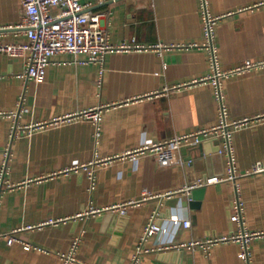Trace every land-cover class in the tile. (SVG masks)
I'll return each instance as SVG.
<instances>
[{
  "label": "crops",
  "instance_id": "0c3cea01",
  "mask_svg": "<svg viewBox=\"0 0 264 264\" xmlns=\"http://www.w3.org/2000/svg\"><path fill=\"white\" fill-rule=\"evenodd\" d=\"M21 1L0 0V28L20 23ZM79 1L102 14L101 26L114 45L203 42L198 0ZM260 1L208 0L212 15L231 14L214 29L220 69L264 58V5L238 11ZM2 39L26 40L13 28ZM24 62L0 53V264H63L61 255L75 238L68 264H130L138 246L135 264H243L239 242L207 250L181 247L240 229L230 220L232 182L180 191L198 178L225 174L217 140L180 147L168 165L148 154L92 165L93 185L87 171L73 169L214 126V87L189 83L208 73L206 50L110 52L102 63L61 53L52 57L41 81L25 77ZM221 91L229 120L264 113V68L222 79ZM94 107L102 109L98 127L88 119L50 123ZM41 123L46 124L30 134L20 130ZM231 142L243 226L264 231V171L244 174L258 161L264 165V120L237 129ZM129 202L123 213L117 209ZM155 211L160 228L142 241ZM183 220L190 225L182 227ZM10 235L15 240L8 243ZM249 252V264H264V236L250 241Z\"/></svg>",
  "mask_w": 264,
  "mask_h": 264
},
{
  "label": "built area",
  "instance_id": "2783aa9c",
  "mask_svg": "<svg viewBox=\"0 0 264 264\" xmlns=\"http://www.w3.org/2000/svg\"><path fill=\"white\" fill-rule=\"evenodd\" d=\"M198 2L203 31V42L201 44L158 42L154 45L145 46L136 43H121L119 45L110 43L108 32L100 23L102 14L89 11L79 0H22L23 13L20 23L14 27L6 28L20 30L26 40L6 42L2 39L3 31L6 30V28H0V53L9 57H24L25 77L33 81H41L44 78L46 67L50 63L52 57L61 53H70L75 57L83 54L86 55L87 61L102 63L105 55L110 52L153 49L160 55L164 50L168 49H189L191 47H198L206 50L209 61L208 73L203 77L193 79L189 83H209L214 87L218 111V121L214 126L207 129H198L162 141L148 143L121 155L107 157V159H96L88 164L75 166L73 169L77 171L79 168H82L87 171V178L90 184L93 185L94 170H89V167L92 165L105 163V161L111 159L127 158L134 160L138 156L146 154L154 157L160 165H168L174 162L173 154L177 152L180 147L194 146L206 138L217 140V152L225 158V174L222 176L198 178L193 183L180 189V191L189 193L192 189L207 184L226 181L232 182L235 190V199L231 202L230 206V220L236 222L240 229L237 233L229 236L215 235L202 241H191L181 245V247L187 246L194 248L199 246L207 250L211 244L235 241L239 242L240 245L238 257L243 264H249V243L254 238L263 237L264 231H249L243 226L242 203L238 195V187L236 184L238 173L236 170V159L231 138L232 133L237 129L247 127L253 122L264 120V113L256 114L252 117L229 120L221 91V80L229 76L242 75L244 73L263 69L264 58L259 60L245 59L229 70L220 69L217 62L214 29L216 23L221 18L231 14L212 15L207 8L208 0H198ZM261 5H264V0L247 7H242L238 9V11L255 9ZM101 111L102 109L100 107H94L78 113L56 117L50 121V123L57 124L77 121L79 119H88L98 127ZM45 124L46 123H41L27 126L20 130L23 133L30 134L35 129L42 128ZM262 171H264V165L258 161L244 174ZM127 204H133V202L118 205L117 209L123 213ZM157 220L158 213L155 211L144 227L143 236L141 238L142 241L148 235L159 230L160 227L157 224ZM173 222L177 224L178 219H174ZM180 224L182 227H188L190 222L188 220H183ZM14 240L15 238L11 235L7 237L8 243ZM77 243L78 238L72 240L68 253L61 255L63 264H68L74 260V251ZM24 246L29 247L28 244H24ZM140 252L141 246H138L130 264L136 263Z\"/></svg>",
  "mask_w": 264,
  "mask_h": 264
},
{
  "label": "water",
  "instance_id": "95a60500",
  "mask_svg": "<svg viewBox=\"0 0 264 264\" xmlns=\"http://www.w3.org/2000/svg\"><path fill=\"white\" fill-rule=\"evenodd\" d=\"M192 193H196V192L193 191Z\"/></svg>",
  "mask_w": 264,
  "mask_h": 264
}]
</instances>
